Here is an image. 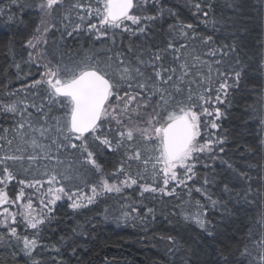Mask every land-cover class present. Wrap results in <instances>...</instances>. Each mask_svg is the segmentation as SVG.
<instances>
[{
  "label": "snow or ice",
  "instance_id": "1",
  "mask_svg": "<svg viewBox=\"0 0 264 264\" xmlns=\"http://www.w3.org/2000/svg\"><path fill=\"white\" fill-rule=\"evenodd\" d=\"M10 3L17 11L32 8L39 17L23 44L28 50L24 63L36 65L39 74L22 89L7 92L15 99L0 103V115L11 121L8 126L0 124V228L5 230L0 232V245L10 249L13 259L19 253L27 258L25 264H42L40 249L56 254L51 256L54 264H63L58 258L63 245L75 254L70 241L84 234L79 225L71 236L61 235L58 243L42 241L46 229L55 230L59 201H66L79 215L102 200L120 197L126 201L121 208L128 210L118 219L138 221L147 229L166 209L146 201L164 205L171 203L165 197H187L165 219L179 216L213 239L218 232L208 219L209 208L231 216L232 202L264 204V163L255 166L259 169L255 177L238 170L224 157L226 137L210 131L219 130L216 121L223 115L216 104L225 102L230 89H239L252 70L241 56V29L234 19L217 16L211 0L188 3L205 29L211 26L213 32L228 33L223 41L197 31L193 23L179 19L169 23L167 18L177 13L165 7L164 0ZM227 6L239 7L236 0ZM4 15L14 19L11 8L7 12L0 8V16ZM53 33L61 41L88 36L110 43L101 51L73 52L52 40ZM117 36L121 42L127 40L126 48L117 46ZM50 41L56 49L54 58H49ZM14 66L21 68L20 63ZM254 70L264 76V53ZM254 95L255 111L264 125V83L254 88ZM251 151L264 153V137ZM109 155L115 158L110 169L104 159ZM217 160L229 173L220 185L214 175L199 176L197 169L202 165L214 173ZM13 181L20 188L10 198L7 187ZM233 181L242 182L239 190ZM209 185L218 187V192L210 191ZM128 189L133 193L127 194ZM193 192L207 204L193 203ZM108 212L103 210L105 219ZM20 223L23 233L18 232ZM257 225L235 243H223L215 264H264V215ZM160 239L167 241L169 256L181 252V264H192L190 248L184 249L172 235Z\"/></svg>",
  "mask_w": 264,
  "mask_h": 264
},
{
  "label": "trees",
  "instance_id": "2",
  "mask_svg": "<svg viewBox=\"0 0 264 264\" xmlns=\"http://www.w3.org/2000/svg\"><path fill=\"white\" fill-rule=\"evenodd\" d=\"M164 2L165 7L172 8L177 13V17L167 18L169 23L176 19L193 23L197 25V31L214 34L220 41L228 35L224 31L213 32L211 26L205 29L199 19L192 15L188 0H164ZM231 2L232 0H211L214 5L213 11L217 16L224 15L234 19L236 26L241 29L238 34L242 48L241 56L252 70L242 81L239 89H230L225 102L216 104L223 115L216 121L220 125L219 130L210 131L226 137V143L223 145L225 159H229L238 170L246 171L255 177L259 172L255 166L264 163V153L251 151L252 148L258 147L260 138L264 137V125L259 123L254 103L256 100L254 88L264 83V76L254 70L261 54L264 53V0H236L239 7L235 10L227 6ZM0 8H4L6 12L11 8L14 16L11 21L7 15L0 16V103H3L16 98L9 96L7 92L22 89L39 74L36 65L24 63L27 60L28 50L23 47L24 42L32 35L35 26L39 23V17L32 8L17 11L10 0H0ZM51 36L52 40L73 52L87 51L90 48L101 51L105 43H110L106 38L93 41L88 36H73L61 41L58 33H53ZM116 39L117 46L127 47L126 39L123 42L119 36ZM160 39L159 36L156 37L157 43H160ZM55 50L50 41L49 58H54ZM15 63H20L19 71L14 66ZM28 73L31 75H27ZM203 119H211V117H202ZM10 123L9 119L0 115V124L8 126ZM204 138L202 134L201 139ZM104 159L109 162L110 169L115 158L109 155ZM197 169L199 176L209 174L211 178L214 175L216 185H220L223 177L229 175L219 160L215 162L214 173L212 169H205L202 165H197ZM20 177H24L23 172L20 173ZM233 182L237 184V190H239L242 182ZM253 183H256L255 179ZM19 188L20 185L16 181L9 184L7 187L9 197L14 198ZM209 190L215 194L218 192V187L209 185ZM87 191L85 188V192ZM126 191L127 194H132L134 190ZM26 192H32V190L27 189ZM177 192H181V189H177ZM192 198L193 203L195 200H201L207 204L199 193L193 192ZM136 199L139 197L137 196ZM164 199L171 203L161 205L153 200L146 203L155 204L158 209L165 208V215H167L168 211L173 210L175 204H180L187 197H182L181 200L174 197ZM123 203L126 201L113 196L82 209L81 213L76 215L67 207L66 201H59L55 211L57 217V221L54 222L55 230L46 229L42 235V241L46 245L58 243L61 235L71 236L73 227L79 225L84 234L76 235L70 241L76 249L75 254L67 245L61 247L58 258H62L63 264H181L182 253L177 252L175 256H169L167 241L160 239L161 236L172 235L184 249L192 250V264H215L218 248L225 242L235 243L240 240L250 226L255 231L258 227L257 221L264 215V204L259 201L251 205L232 202L229 205L233 209L231 216H223L219 210L209 208L208 219L218 232L217 238L213 239L201 232L194 224L184 222L179 216L168 215L165 219V215L158 213L156 220L149 223L147 229L138 221L119 220L122 211L128 210L121 208ZM33 204L34 207L38 205L35 197H33ZM184 206L188 207L187 204ZM105 208L109 209L107 219L103 215ZM175 211L179 212L180 209L175 208ZM132 215L136 214L132 213ZM3 231L5 230L0 228V232ZM24 231V225L20 223L18 232ZM37 252L43 258L42 264H54L51 256L56 254L41 252L40 249H37ZM26 259L19 253L13 259L10 249L6 245H0V264H25Z\"/></svg>",
  "mask_w": 264,
  "mask_h": 264
}]
</instances>
